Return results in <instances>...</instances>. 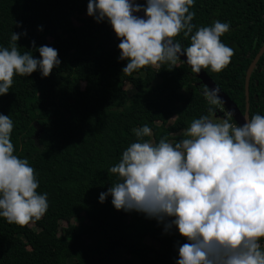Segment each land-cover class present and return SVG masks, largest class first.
Wrapping results in <instances>:
<instances>
[{"label": "trees", "instance_id": "obj_1", "mask_svg": "<svg viewBox=\"0 0 264 264\" xmlns=\"http://www.w3.org/2000/svg\"><path fill=\"white\" fill-rule=\"evenodd\" d=\"M134 2L146 7V0ZM87 4L0 0V46L9 47L15 32L21 54L40 58L38 48L47 45L61 61L48 77L39 70L17 75L0 95V113L14 122L16 154L36 169L37 191L49 203L46 215L25 227L0 217V264H176L178 246L187 241L175 226L166 233L155 218L117 210L111 195L103 203L99 195L118 182L108 169L136 141L134 128L147 124L153 136L144 139L175 143L193 119L227 110L208 104L205 85L181 60L171 70L166 64L123 74L128 61L118 59L120 40L107 20L87 15ZM190 11L198 27L230 24L221 40L235 50L231 63L220 73L203 70L243 113L245 73L264 43V0H195ZM176 39L190 43L183 34ZM256 113L264 115V53L249 79V116ZM81 218L87 222L78 228Z\"/></svg>", "mask_w": 264, "mask_h": 264}, {"label": "clouds", "instance_id": "obj_2", "mask_svg": "<svg viewBox=\"0 0 264 264\" xmlns=\"http://www.w3.org/2000/svg\"><path fill=\"white\" fill-rule=\"evenodd\" d=\"M195 0H88L87 15L107 20L120 40L119 60H127L122 72L131 76L145 68L157 71L178 66L186 54L191 71L220 73L235 55L221 37L230 24L214 20L209 26L192 23ZM143 11L146 18L134 15ZM195 29V31H194ZM26 35V32L23 33ZM190 40L182 46L177 37ZM19 33L11 34L10 46H0V95L14 78L39 70L48 77L61 63L58 50L47 45L18 50ZM35 45V41H32ZM220 89L203 87L209 105L220 107ZM215 109L209 107V114ZM228 110L219 122L202 115L187 127L178 142L152 137L147 124L133 129L137 138L108 172L118 176L99 201L111 195L117 210L137 211L175 226L187 242L178 246L176 264H264V115L243 114L245 123L233 122ZM14 122L0 113V217L25 227L40 221L49 208L47 193H40L36 169L16 154L12 142ZM171 218V219H169Z\"/></svg>", "mask_w": 264, "mask_h": 264}, {"label": "water", "instance_id": "obj_3", "mask_svg": "<svg viewBox=\"0 0 264 264\" xmlns=\"http://www.w3.org/2000/svg\"><path fill=\"white\" fill-rule=\"evenodd\" d=\"M134 15L146 18L143 11L134 13ZM263 53H264V43L262 44V46L260 47L256 55L254 56L253 60L250 62L246 70L245 81H244L245 110L243 113L240 111L236 103L212 80V78L203 69L198 75L194 73V75L200 80V82L203 85H207L209 88L217 87L220 89L219 96L223 100L222 105L227 111L228 110L233 111L234 113L233 119L238 125H243L246 122L243 114L249 115V79H250L251 72L255 68L258 60L260 59ZM186 59H187L186 54L180 57V60L191 69V67L187 63H185Z\"/></svg>", "mask_w": 264, "mask_h": 264}, {"label": "rangeland", "instance_id": "obj_4", "mask_svg": "<svg viewBox=\"0 0 264 264\" xmlns=\"http://www.w3.org/2000/svg\"><path fill=\"white\" fill-rule=\"evenodd\" d=\"M74 22L77 23V21L75 19H74ZM124 89L126 90L128 95H131L134 91L133 87L129 83L124 84ZM182 93L186 94L185 91H182ZM224 117H225V114H220L218 112L214 113L213 115L210 116V118H212L216 122L221 121L222 119H224ZM172 121H173V118L170 120V122H172ZM86 222H87V220L85 218H81L80 220L75 222V224L78 228H82ZM65 225H66V223H63V226H65ZM146 241L153 244L154 246H158V244H159L157 240L152 239V238H147Z\"/></svg>", "mask_w": 264, "mask_h": 264}]
</instances>
